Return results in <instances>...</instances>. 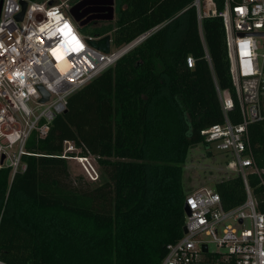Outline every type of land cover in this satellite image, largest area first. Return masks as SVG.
Segmentation results:
<instances>
[{
	"label": "trees",
	"instance_id": "trees-1",
	"mask_svg": "<svg viewBox=\"0 0 264 264\" xmlns=\"http://www.w3.org/2000/svg\"><path fill=\"white\" fill-rule=\"evenodd\" d=\"M44 1V0H36ZM219 9L223 8L222 0ZM193 0H122L112 32L121 46L158 30L68 98L49 134L33 135L26 171L11 178L0 168V260L9 264H160L167 245L184 235L188 194L184 169L202 130L224 121L217 86L235 99L232 122L241 121L222 17L203 20L205 57ZM193 55L194 68L186 64ZM264 168V119L249 126ZM92 154L102 183L72 177L65 142ZM212 155V152H209ZM74 156V154H67ZM264 178V173H263ZM249 184L264 212V184ZM214 189L226 208L247 197L240 174Z\"/></svg>",
	"mask_w": 264,
	"mask_h": 264
},
{
	"label": "built area",
	"instance_id": "built-area-1",
	"mask_svg": "<svg viewBox=\"0 0 264 264\" xmlns=\"http://www.w3.org/2000/svg\"><path fill=\"white\" fill-rule=\"evenodd\" d=\"M21 1L4 0L0 17V168H10L12 179L26 171L27 156L39 154L29 148L32 136L41 139L49 134L54 119L66 111L68 98L159 28L121 46H115L112 37L110 52L105 53L88 43L103 36L79 32L70 0H23L27 8L20 21ZM222 5L219 9L217 0L192 2L209 61L202 23L207 17L223 18L241 121L235 123L229 117V110L235 107L231 92L217 86L224 121L201 132L210 146L230 156L227 169L242 176L247 197L242 204L226 208L214 188L189 192L185 200L190 211L185 218L187 231L167 245L160 264H264V212L258 209L249 184L251 173L258 174L264 184V168L258 165L249 131L252 123L264 119V0H222ZM65 24L79 41V51H73L76 45L69 43L70 37L60 34ZM258 32L263 34L256 35ZM53 49L62 58L57 59ZM63 61L68 63L66 70L60 67ZM195 63L194 56L188 55L187 66L192 69ZM40 86L50 93L47 101H42ZM0 264L9 263L0 260Z\"/></svg>",
	"mask_w": 264,
	"mask_h": 264
},
{
	"label": "rangeland",
	"instance_id": "rangeland-1",
	"mask_svg": "<svg viewBox=\"0 0 264 264\" xmlns=\"http://www.w3.org/2000/svg\"><path fill=\"white\" fill-rule=\"evenodd\" d=\"M77 0H70V4L75 3ZM122 0H115V11L114 18L109 21H102L99 26H94L92 24L80 25L78 27L79 32L84 34H93L95 28H101L108 25L110 22L114 23L117 15L121 9ZM73 21V20H72ZM74 22V21H73ZM76 25V22H74ZM77 26V25H76ZM112 35V32L109 33ZM71 141L65 142V149L63 156L68 158L72 177L77 179L78 176H82L87 183L99 184L104 180L103 169L97 163V159L92 154H87L88 158H80L81 149L73 146ZM70 149V150H69ZM68 151V152H67ZM212 152V155L209 154ZM74 154V156L67 155ZM230 160V156L227 157L225 153L220 152L214 146H206L203 142L196 144L190 148L187 162L184 169V183L187 192H192L195 189L201 188H214V185L229 175H237L227 169V162ZM92 164L94 170L90 168ZM92 171L91 175L88 171V167Z\"/></svg>",
	"mask_w": 264,
	"mask_h": 264
},
{
	"label": "flooded vegetation",
	"instance_id": "flooded-vegetation-1",
	"mask_svg": "<svg viewBox=\"0 0 264 264\" xmlns=\"http://www.w3.org/2000/svg\"><path fill=\"white\" fill-rule=\"evenodd\" d=\"M79 6L76 10L79 20H77L73 14L72 18L79 24H92L99 26L102 21H109L107 17L110 15L108 12V0H77L71 4L70 12L75 6Z\"/></svg>",
	"mask_w": 264,
	"mask_h": 264
},
{
	"label": "water",
	"instance_id": "water-1",
	"mask_svg": "<svg viewBox=\"0 0 264 264\" xmlns=\"http://www.w3.org/2000/svg\"><path fill=\"white\" fill-rule=\"evenodd\" d=\"M22 5H23V9L20 13L17 14V19L18 20H23V17H24V14H25V10L27 8V1H21ZM52 4V2H50ZM3 4H4V0H0V17H1V13H2V9H3ZM115 0H108V12H110V15L107 17L108 19H113L114 18V11H115ZM78 5L75 6L72 10H71V13L73 14V16L79 20V16L77 15V12L76 10L78 9ZM240 35H243L245 34L244 32H239ZM256 35H262L263 33L262 32H258V33H255ZM111 38H112V35L111 34H107V35H104L103 37L101 38H98V39H89L88 40V43L93 46L94 48L98 49V50H101L105 53H108L110 52V48H111ZM40 89L41 91L43 92L44 94V97L42 99V101H47L49 96H50V93L48 91H46L42 86H40ZM185 211L187 213H190L189 211V208L188 206L185 204ZM184 231L186 232L187 229L186 227H184ZM205 249H206V246H205Z\"/></svg>",
	"mask_w": 264,
	"mask_h": 264
},
{
	"label": "snow or ice",
	"instance_id": "snow-or-ice-1",
	"mask_svg": "<svg viewBox=\"0 0 264 264\" xmlns=\"http://www.w3.org/2000/svg\"><path fill=\"white\" fill-rule=\"evenodd\" d=\"M49 15H54V13H49ZM59 32L64 37H70L69 43H74L76 45V47L73 48V51H79V48L81 47L79 45V41L76 39L75 36L71 34V28L68 24H65L63 28L59 29ZM57 53H58V50L53 49V54L57 55V59L62 58Z\"/></svg>",
	"mask_w": 264,
	"mask_h": 264
},
{
	"label": "bare ground",
	"instance_id": "bare-ground-1",
	"mask_svg": "<svg viewBox=\"0 0 264 264\" xmlns=\"http://www.w3.org/2000/svg\"><path fill=\"white\" fill-rule=\"evenodd\" d=\"M60 57H61V54L59 53L58 54ZM60 67H61V69L62 70H66L67 69V67H68V63L67 62H60Z\"/></svg>",
	"mask_w": 264,
	"mask_h": 264
}]
</instances>
